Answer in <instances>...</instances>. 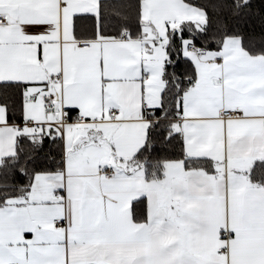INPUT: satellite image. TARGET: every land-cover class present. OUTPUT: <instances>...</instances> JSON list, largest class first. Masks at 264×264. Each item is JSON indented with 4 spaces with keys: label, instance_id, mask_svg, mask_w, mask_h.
Returning a JSON list of instances; mask_svg holds the SVG:
<instances>
[{
    "label": "snow or ice",
    "instance_id": "1",
    "mask_svg": "<svg viewBox=\"0 0 264 264\" xmlns=\"http://www.w3.org/2000/svg\"><path fill=\"white\" fill-rule=\"evenodd\" d=\"M0 264H264V0H0Z\"/></svg>",
    "mask_w": 264,
    "mask_h": 264
}]
</instances>
